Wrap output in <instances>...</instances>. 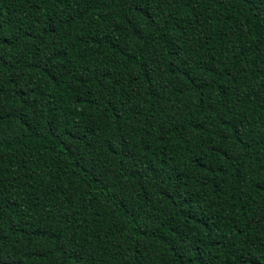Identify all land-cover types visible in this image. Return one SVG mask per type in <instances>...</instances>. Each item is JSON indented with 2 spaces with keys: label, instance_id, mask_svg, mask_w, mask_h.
Here are the masks:
<instances>
[{
  "label": "trees",
  "instance_id": "1",
  "mask_svg": "<svg viewBox=\"0 0 264 264\" xmlns=\"http://www.w3.org/2000/svg\"><path fill=\"white\" fill-rule=\"evenodd\" d=\"M0 264H264V0H0Z\"/></svg>",
  "mask_w": 264,
  "mask_h": 264
}]
</instances>
